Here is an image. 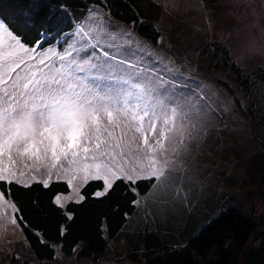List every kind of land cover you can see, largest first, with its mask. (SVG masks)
<instances>
[{"label": "snow or ice", "instance_id": "6c2138e0", "mask_svg": "<svg viewBox=\"0 0 264 264\" xmlns=\"http://www.w3.org/2000/svg\"><path fill=\"white\" fill-rule=\"evenodd\" d=\"M21 7L26 14L0 16V232L27 223L13 187L34 181H67L73 194L56 193L52 203L69 220L66 202L83 201L92 179L102 181L93 196L120 181L137 194L134 204L137 181L149 184L146 197L167 189L216 110L215 93L205 95L212 86L114 26L98 5L77 19L62 4L47 28L28 23L47 10L41 0ZM53 29L59 47L47 39Z\"/></svg>", "mask_w": 264, "mask_h": 264}, {"label": "trees", "instance_id": "16d2710c", "mask_svg": "<svg viewBox=\"0 0 264 264\" xmlns=\"http://www.w3.org/2000/svg\"><path fill=\"white\" fill-rule=\"evenodd\" d=\"M30 2L31 0H0V16L26 14L27 10H22L21 6ZM41 2L46 5L47 10L29 21V27L34 24L35 28L41 26L47 28L48 17L53 14L56 17L61 16L62 4L66 5L77 19L98 5L106 13L105 19L110 20L112 24L132 27L133 33L138 36L154 42L157 40L153 25L146 23L148 15L144 14L145 10L148 13L152 9L150 0H41ZM71 23L70 17L65 18L66 25ZM61 27L65 32L69 31L68 27L64 25ZM47 39L53 45H57L63 37L57 36L53 29ZM206 50L211 69H228L242 90L249 95L255 93L262 97L263 104L259 109H256L252 101L247 110L250 120L257 118L258 124L254 132H261L264 129V67L241 68L232 60L229 48L221 41H212ZM262 151L261 156H254L253 164H256L255 158H259L258 161H262L264 166V149ZM258 170L256 164L252 180H255ZM201 175L204 179L212 176L214 180L222 178L225 174L213 176L209 175L208 168H201L200 175L188 179L185 187H189L190 190L197 186L201 187ZM225 177L226 181L221 185L222 188L217 186L215 180V183L203 182L208 188H213L211 190L215 191L216 199L209 198L208 189L199 193L196 188L194 191L199 193L198 195H193L194 191L190 192L191 198L186 206L190 213L186 210L189 215L183 213L184 219L178 220L177 225V218L173 213L170 216L163 214L162 218L159 210L160 207L165 211L173 210L168 205L172 202L171 199L163 201L165 198H171L174 192L171 189L154 190L153 195L157 200L148 204V197L144 195L149 187L147 181H137L132 185L138 187L140 192L139 203L134 204L132 202L138 198L137 194L132 192L126 183L117 181L114 190H110L109 194L95 197L92 193L100 188L102 181L89 180L81 188V194L85 199L65 204V208L74 213L71 220L63 214L59 206L52 203L54 194L67 195L71 192L66 181L54 180L47 187L36 181L29 188L15 186L13 191L17 194L21 213L27 221L26 224L20 223L24 238L33 257L40 263H51L61 256L65 260L89 259L100 263L101 259L113 257L111 248L114 242L125 245L132 253L144 248V264H264V222L260 226L256 207L247 208L246 203L235 204L230 201L229 194L235 181L232 184L227 175ZM225 187L227 191H222ZM144 204L152 205L153 208L147 209ZM252 204L255 205L256 201ZM181 214L178 213L179 216ZM166 217L171 221L170 230H176L177 227V233L166 232L162 235V231H159L157 225L162 219L166 221ZM61 225L66 229L63 234L60 231Z\"/></svg>", "mask_w": 264, "mask_h": 264}, {"label": "rangeland", "instance_id": "374dc122", "mask_svg": "<svg viewBox=\"0 0 264 264\" xmlns=\"http://www.w3.org/2000/svg\"><path fill=\"white\" fill-rule=\"evenodd\" d=\"M150 5L152 9L148 13L145 10L144 14L148 15L146 23L152 24L155 30V42L133 33L132 27L113 25L133 30L132 33L140 41L155 49L164 60L173 61L180 72L211 85V92L205 95L215 93L213 100L216 109L208 119L205 130L191 141L190 151L181 156L184 166L178 167L168 182L167 190L171 189L174 193L163 201L171 199L168 205L173 210L165 211L160 207V217L173 213L177 225L178 220L184 219L183 213H190L186 208L191 198L190 192L196 188L199 193L208 189L209 198L216 199L215 191L211 190L213 188H208L203 182L216 181L217 186L222 188L227 175L232 184L235 181L229 194L230 201L235 204L246 203L247 208L256 207L261 226L264 222V166L262 161H258L259 158L254 160L259 168L258 174L255 180L251 177L256 167L252 160L254 156L262 154L264 149V130L262 133L254 132L257 118L250 120L247 110L252 101L259 109L263 99L255 93L249 95L242 90L228 69H211L206 48L212 41H221L229 48L232 60L241 68L264 67V0H150ZM132 46H135V41ZM225 107L228 111L224 110ZM201 168H208L209 175H225L220 179L213 178L215 181L212 176L204 179L201 175V187L197 186L194 190L185 187L188 179L200 175ZM70 188L69 194H73ZM222 191H227V188ZM199 193L194 191L193 195ZM147 197L148 204L157 200L153 193ZM253 201H256L255 205ZM148 204H144L147 209L153 208ZM178 213L182 214L179 216ZM165 219L157 225L162 235L166 232L177 233V227L176 230H170L171 221L168 217ZM111 249L113 257L101 259L100 263L89 259L65 260L62 256L51 263H40L33 257L20 224L18 227L8 225L6 232H0V264H144V248L132 253L125 245L113 242Z\"/></svg>", "mask_w": 264, "mask_h": 264}, {"label": "crops", "instance_id": "0c3cea01", "mask_svg": "<svg viewBox=\"0 0 264 264\" xmlns=\"http://www.w3.org/2000/svg\"><path fill=\"white\" fill-rule=\"evenodd\" d=\"M263 130H264V129H263ZM263 130H261V132H260V133H262V131H263Z\"/></svg>", "mask_w": 264, "mask_h": 264}]
</instances>
